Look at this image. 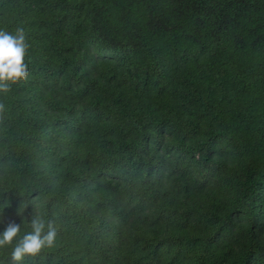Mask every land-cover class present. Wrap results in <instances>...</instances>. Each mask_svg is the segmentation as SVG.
I'll return each mask as SVG.
<instances>
[{
    "label": "trees",
    "instance_id": "obj_1",
    "mask_svg": "<svg viewBox=\"0 0 264 264\" xmlns=\"http://www.w3.org/2000/svg\"><path fill=\"white\" fill-rule=\"evenodd\" d=\"M17 28L0 264H264V0H0Z\"/></svg>",
    "mask_w": 264,
    "mask_h": 264
},
{
    "label": "clouds",
    "instance_id": "obj_2",
    "mask_svg": "<svg viewBox=\"0 0 264 264\" xmlns=\"http://www.w3.org/2000/svg\"><path fill=\"white\" fill-rule=\"evenodd\" d=\"M28 47L24 29L17 28L15 33L0 29V89H7L8 81H16L28 74L27 64L24 61ZM33 230L24 235L14 247L12 256L19 260L25 253H35L44 245L54 243L56 229L48 224V231L44 232L45 221L36 218L32 221ZM20 231L18 223H9L0 232V245L11 242Z\"/></svg>",
    "mask_w": 264,
    "mask_h": 264
}]
</instances>
